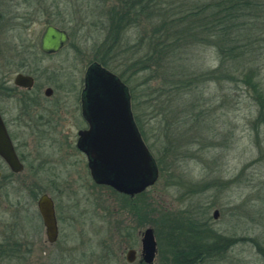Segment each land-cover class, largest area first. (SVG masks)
Segmentation results:
<instances>
[{
	"label": "rangeland",
	"instance_id": "374dc122",
	"mask_svg": "<svg viewBox=\"0 0 264 264\" xmlns=\"http://www.w3.org/2000/svg\"><path fill=\"white\" fill-rule=\"evenodd\" d=\"M1 1L7 27L0 42L11 47L37 43L45 26L53 25L68 33L70 44L49 57L37 48H0V72L12 79L32 71L38 86L54 88V101L65 97L68 113L62 134L32 138L28 146L30 137L20 138L29 155L24 172L11 175L3 167L7 178L0 180V240L8 233L16 202L27 203L23 187L35 185L54 199L59 242H46L37 207L30 205L21 222L30 225L33 252L0 259V264H101L103 250L109 251L110 264H127L119 235L130 233L138 240L146 228L157 242L154 264H180V252L190 258L195 247L208 249L197 264H264V113L232 74V63L221 64L206 38L193 45L177 41L170 57L149 61L156 58L167 25L171 41L186 34L185 17L214 0H143V17L121 27L119 37L108 19L124 0ZM252 34V59L264 79V38L260 30ZM98 57L127 85L134 122L158 170L154 184L131 198L96 186L74 148L80 121L73 109L85 72ZM208 71H216L215 79L203 77ZM62 248L74 253L61 254Z\"/></svg>",
	"mask_w": 264,
	"mask_h": 264
},
{
	"label": "water",
	"instance_id": "95a60500",
	"mask_svg": "<svg viewBox=\"0 0 264 264\" xmlns=\"http://www.w3.org/2000/svg\"><path fill=\"white\" fill-rule=\"evenodd\" d=\"M69 42L66 32L48 25L40 38V50L45 54L58 52ZM96 73H95V72ZM96 74L95 84H90ZM85 95L88 101L89 128L78 133V149L87 158L91 177L97 185L107 186L119 194L133 197L152 186L158 177L153 157L141 139L134 122L129 96L124 85L113 74L92 65L87 71ZM15 84L30 87L29 77L17 75ZM0 156L13 172L22 169L5 129L0 121ZM38 210L46 228L47 238L53 242L57 235L52 201L42 196ZM217 211L213 218H217ZM142 255L146 264H152L156 256L153 230L142 232ZM130 252L127 261L131 262Z\"/></svg>",
	"mask_w": 264,
	"mask_h": 264
},
{
	"label": "flooded vegetation",
	"instance_id": "af4514ba",
	"mask_svg": "<svg viewBox=\"0 0 264 264\" xmlns=\"http://www.w3.org/2000/svg\"><path fill=\"white\" fill-rule=\"evenodd\" d=\"M0 3H1V6L4 5L1 0H0ZM9 12L10 10H7V13ZM114 13L115 12L111 13L110 18L108 19V26L114 24ZM2 17L3 15L0 14V32L4 34L5 33L4 28H6L7 26L4 25L5 22L3 23L4 19ZM59 30H62V29H59ZM66 34L68 35L67 32ZM41 35H40V38H41ZM40 38L37 43L21 42V44L18 43L14 45L13 47H11L8 44V42H4V43L0 42V48L3 46L9 49L11 48V50L15 48H19L21 46L22 48H27V47L31 49L37 48L39 55H41L42 57H49V56H54V55L61 53L70 44V37L68 35L69 42L67 43L66 46L61 48L56 53L45 54L41 52L40 50ZM31 58L34 59L33 56H31ZM96 59L95 61L92 62L90 66L96 65L97 68L102 69L106 72H109L113 74L116 78H118V80L124 85L125 89L127 90V93L129 96V105H130V95H129V90H128L127 85L121 80L120 77L116 76L114 73L110 72L109 70L105 68V65H107L106 60L101 59L100 57ZM26 61L27 59L25 58L23 64H25ZM90 66H88V68ZM88 68L82 80L83 82L82 90L80 91V94L77 99V103L73 109L74 113L76 114L74 119L80 121V125H79L80 128H78L76 131V140H75L74 148L76 151H78L80 155H82L85 158L86 167L88 169L92 182L96 186H101V185H97L93 181L91 174H90V170L88 168L87 158L83 154V152H81L77 147V143L79 140L78 133L80 131H84L89 128L86 115L88 113V101H90V98L93 96H89L88 98V96L85 95V93L83 92L87 84L86 74H87ZM7 75L8 74L5 73L4 71L0 72V121L2 122V125L7 134V137L11 143V146L13 148V151L19 163L22 166V169L19 172H13L9 168L7 163L3 160V158L0 156V163H1L0 180L2 179V177H4L1 171L3 167H5L10 172L11 175H17V174H21L22 172H24V169H25L24 163L26 159L29 158V155L24 151L26 150L25 145L28 146L32 138L34 140L37 139L38 141H42V140H45L51 137L52 135L56 136L58 135V133L62 134L63 128L65 127L64 124L66 122V118L68 115V113L65 112L66 110L65 97L59 96L54 101V98L56 97L54 88L45 87L44 85L38 86L37 81L32 71H23L22 73L20 72L16 73L12 79H10V76L8 77ZM17 75H22L24 77L31 78L32 80L31 86L25 87V86H20V85L15 84V78ZM95 75L96 74H93L90 76L92 78L90 84H95L94 80L95 81L97 80ZM139 134L141 136L140 131H139ZM27 136L30 137V140H26V144L24 145V150L22 151L23 146L20 143L19 139L22 137L25 138ZM65 139L68 140L67 137H65ZM141 139L143 141L142 136H141ZM30 169H31V166H30ZM38 169L39 167H37L36 171ZM4 178H7V177H4ZM23 188L27 190L26 193H24L27 195L25 198L27 199V203L26 205H21L20 201H17L15 204V209L12 210L13 214L11 218L13 220L10 223L11 225L9 226L7 225L5 229L8 231V233L6 237L4 236L0 240V259L1 260L13 259V258H17L18 256H20V254H25V253L30 254L31 251L33 252L34 243L32 242V238H30L29 233H28V228L30 227V225L29 227L28 225L26 227H22V222H21V217H22L21 213H23V211L24 212L26 211V213H29L28 208L30 205L31 206L36 205L37 207V211H38L42 226L44 228V235H45L46 242L49 245H56L59 242V237H60L59 219L57 215V207L55 205L53 197L50 196V194H48L46 190H41L39 187H36L35 185L24 186ZM2 189H3V186L0 188V192ZM44 195H46L53 203L55 221H56V226H57V235L53 242H50L47 238L46 228L44 226L40 212L38 210V201ZM4 197L6 198L7 194ZM5 233L6 231H4V234ZM119 236L122 238V241L126 243V248H127V251L125 253L126 263L127 264H146L143 260V255H142V245H141L142 233L137 234L138 240L134 235L130 233L122 234ZM103 247L106 249L108 248V246L105 244L103 245ZM73 251L74 250L72 249L62 248L59 252L61 254L68 255V253H71V252L74 253ZM156 251L158 253L157 242H156ZM129 252L131 254L130 255V258L132 259L131 262L127 261V255ZM157 253H156L154 261L156 260ZM99 260L101 261V264H110L111 261H110L109 251L103 250L99 255ZM152 264H154V262Z\"/></svg>",
	"mask_w": 264,
	"mask_h": 264
},
{
	"label": "trees",
	"instance_id": "16d2710c",
	"mask_svg": "<svg viewBox=\"0 0 264 264\" xmlns=\"http://www.w3.org/2000/svg\"><path fill=\"white\" fill-rule=\"evenodd\" d=\"M117 8V12L114 13V24H112L116 34L121 27L125 28L124 26L127 22H133L132 20L135 17L140 16L142 18L145 10L143 0H124ZM262 13H264V0H214L213 2L199 5L193 13H189L185 17V21L188 22V28L185 30L186 34L182 35L180 33L181 36L175 37L171 41V34L167 32L168 25L166 23L163 25V27L167 25V29H162L165 31L164 36L161 39L159 38V42L156 44L154 52V57L156 58L152 57L149 61L152 62L162 56L165 59L167 56L170 57L172 44L177 43V41H180L179 43L181 44H186V41H189L193 45V42L198 44L200 39L206 38L207 42L213 44L211 46L219 54L221 64L226 63V61L232 63V74H238L240 81L247 87L259 113L262 114L264 113V79L259 77L260 72L254 66V59H252L254 53L252 48L254 45L251 42L254 37L252 34L254 29L260 30V39L264 38ZM135 22L136 19L133 23ZM117 37H119V34H117ZM146 64L143 63L144 66ZM222 67L219 66L217 71H220ZM215 73L216 71H208L203 77L215 79ZM125 197L131 198L129 196ZM192 233L194 235L200 234L197 230H192ZM201 233L203 232L201 231ZM216 241L217 239L213 238L212 246L216 244ZM206 250L208 249L204 250L203 247H195L192 253L193 251L196 253L190 258L189 255L185 257V251L180 252L179 256L182 261L180 264L199 263L202 257L206 255ZM201 252L204 254H201ZM176 254V252L173 254L175 260H177Z\"/></svg>",
	"mask_w": 264,
	"mask_h": 264
}]
</instances>
